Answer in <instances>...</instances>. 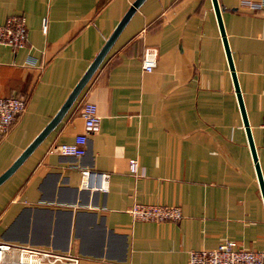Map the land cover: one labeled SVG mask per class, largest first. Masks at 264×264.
Listing matches in <instances>:
<instances>
[{
  "label": "crops",
  "instance_id": "1",
  "mask_svg": "<svg viewBox=\"0 0 264 264\" xmlns=\"http://www.w3.org/2000/svg\"><path fill=\"white\" fill-rule=\"evenodd\" d=\"M131 1L0 0V24L21 14L27 28L24 45L0 42V96L25 98L0 133V173ZM217 1L264 186V4ZM144 46L156 49L149 70ZM83 100L99 115L84 151L52 149L82 130ZM79 167L106 171V189L80 186ZM133 200L177 204L181 216L131 218ZM226 238L264 251V204L211 0H140L60 119L0 181V240L72 251L78 264H187L190 249Z\"/></svg>",
  "mask_w": 264,
  "mask_h": 264
},
{
  "label": "built area",
  "instance_id": "2",
  "mask_svg": "<svg viewBox=\"0 0 264 264\" xmlns=\"http://www.w3.org/2000/svg\"><path fill=\"white\" fill-rule=\"evenodd\" d=\"M248 6L259 7L264 0H243ZM27 28L25 18L21 14H10L0 24V42L13 47L25 44ZM156 49L144 46L141 56V67L149 70L155 61ZM25 107L23 95L0 96V133L9 128L16 114ZM82 130L74 134L72 140L62 141L52 149L64 154L80 155L84 151V143L88 132L98 126L99 115L93 102L83 100L80 105ZM261 137L264 141V118L259 123ZM127 168L136 171L134 158L127 159ZM79 184L82 187L104 190L107 186V172L79 167ZM131 218L148 220H176L181 216L177 204L131 201L126 206ZM264 251L245 248L234 240L226 238L211 247H200L188 251L187 264H261ZM0 264H78V254L53 247L24 244L0 240Z\"/></svg>",
  "mask_w": 264,
  "mask_h": 264
},
{
  "label": "water",
  "instance_id": "3",
  "mask_svg": "<svg viewBox=\"0 0 264 264\" xmlns=\"http://www.w3.org/2000/svg\"><path fill=\"white\" fill-rule=\"evenodd\" d=\"M139 1L140 0H132L130 2L129 6L123 12V14L119 18V20L113 26L112 30L109 32V34L103 40V42L100 45V47L98 48V50L95 52V54L93 55V57L89 61V63L87 64V66L85 67V69L83 70L81 75L78 77L76 82L73 84V86L71 87V89L67 93L66 97L62 101V104L60 105L58 110L50 118V120L45 124V126L36 134V136L27 144V146L20 152V154L11 162V164H9V166H7V168H5L0 173V181L2 179H4L9 173H11V171L14 170V168L33 149V147L40 141V139L60 119V117L62 116V113L65 111V109L68 107V105L72 102V100L76 96V94L79 91V89L81 88V86L84 84V82L90 76V74L92 73V71L94 70V68L96 67V65L101 60V58L105 54L106 50L110 46V44H111L112 40L114 39L116 33L118 32V30L120 29V27L122 26L124 21L130 15V13L135 8V6L138 4ZM211 4H212V8H213V11H214V14H215V18H216V22H217V25H218L219 33H220V36H221L222 44H223V47H224L226 60H227V65H228V68L230 70V76H231L233 88H234V91H235V96H236V99H237L238 108H239L240 115H241V121H242V124H243V128H244L247 144H248L249 151H250V154H251V158H252V161H253V166H254V170H255L258 186H259V191H260L261 198H262V201H263V204H264V186H263L260 170H259V167H258V163H257V160H256V155H255V150H254V144H253L252 136H251V133H250V129H249L247 120H246L243 104H242L240 93H239V90H238V85H237L235 74H234V70H233V67H232V62H231V59H230L228 46H227V43H226L224 30H223V27H222V22H221L220 13H219L220 6H219L217 0H211Z\"/></svg>",
  "mask_w": 264,
  "mask_h": 264
}]
</instances>
